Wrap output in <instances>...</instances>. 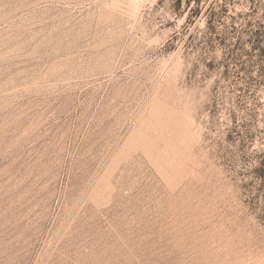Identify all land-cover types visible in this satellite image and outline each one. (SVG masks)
Instances as JSON below:
<instances>
[{"label":"rangeland","instance_id":"rangeland-1","mask_svg":"<svg viewBox=\"0 0 264 264\" xmlns=\"http://www.w3.org/2000/svg\"><path fill=\"white\" fill-rule=\"evenodd\" d=\"M0 264H264V0H0Z\"/></svg>","mask_w":264,"mask_h":264}]
</instances>
